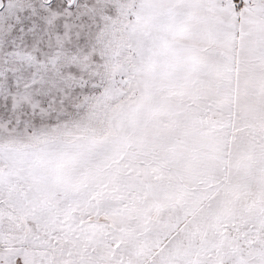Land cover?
I'll list each match as a JSON object with an SVG mask.
<instances>
[{"label": "snow or ice", "instance_id": "snow-or-ice-1", "mask_svg": "<svg viewBox=\"0 0 264 264\" xmlns=\"http://www.w3.org/2000/svg\"><path fill=\"white\" fill-rule=\"evenodd\" d=\"M0 264H264V0H0Z\"/></svg>", "mask_w": 264, "mask_h": 264}]
</instances>
